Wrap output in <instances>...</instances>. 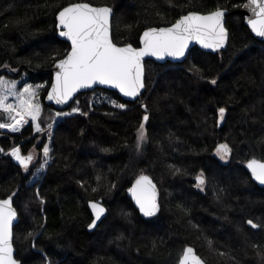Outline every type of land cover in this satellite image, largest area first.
Listing matches in <instances>:
<instances>
[{
	"label": "trees",
	"instance_id": "trees-1",
	"mask_svg": "<svg viewBox=\"0 0 264 264\" xmlns=\"http://www.w3.org/2000/svg\"><path fill=\"white\" fill-rule=\"evenodd\" d=\"M244 1L0 0V76L17 81V90L42 86V131L30 118L20 132L0 129V198L15 193L13 245L21 264H177L185 245L207 264H264V188L244 167L264 159V41L244 24ZM75 2L112 8V40L134 46L148 27L223 8L228 44L214 53L193 47L181 63L146 60L136 101L97 87L57 109L45 94L69 44L58 38L55 16ZM141 123L146 139L138 150ZM220 144L231 148L225 161L216 153ZM16 145L34 154L28 169L9 156ZM201 173L204 191L195 188ZM141 174L161 192L151 217L126 195ZM97 200L106 213L90 229L89 203Z\"/></svg>",
	"mask_w": 264,
	"mask_h": 264
},
{
	"label": "snow or ice",
	"instance_id": "snow-or-ice-1",
	"mask_svg": "<svg viewBox=\"0 0 264 264\" xmlns=\"http://www.w3.org/2000/svg\"><path fill=\"white\" fill-rule=\"evenodd\" d=\"M253 16L248 19V24L256 36L264 38V0H249ZM112 8L94 7L90 3H74L64 7L58 13L59 35L71 41V51L66 57L60 59L55 67V80L47 94L48 100L57 104H65L73 98L80 89L91 88L93 85H107L118 89L126 97H137L144 88L145 57H184L189 44L198 42L204 48L219 50L225 46L227 30L223 24L224 12L217 10L207 15L189 13L181 16L171 27L149 28L141 37L142 47L135 48L131 44L117 46L113 43L110 34V16ZM216 84V80L211 81ZM38 85L25 84L22 90H17V81L8 80L0 76V112L6 114L7 121L0 122V129H9L17 132L28 123L30 118L35 123V130L42 131L37 122L42 111L41 104L36 100ZM9 97L15 98V103H9ZM120 109L126 107L123 103L111 101ZM75 107L72 112H79ZM226 109H218L219 120L223 121ZM60 116L61 113H56ZM68 115V114H65ZM144 121L148 116L143 117ZM51 127V125H49ZM146 139L145 126L140 124L137 134L136 147L139 150ZM2 151V149H0ZM47 156L49 148L43 149ZM216 153L221 159H227L231 154L228 144H220ZM11 155L25 168L28 169L33 155H21L19 147L11 151ZM247 168L252 177L264 185V161L251 159ZM197 187L204 185L203 173L196 177ZM139 210L144 216H154L159 211L157 203V189L152 180L145 175L139 176L129 189ZM15 195V193H13ZM94 219L88 227H96L105 209L97 204H90ZM12 207V196L0 200V264H20L14 258L12 244V224L16 217ZM252 227H257L251 220L247 222ZM211 243V242H210ZM180 264H204V261L188 247L184 250Z\"/></svg>",
	"mask_w": 264,
	"mask_h": 264
},
{
	"label": "water",
	"instance_id": "water-1",
	"mask_svg": "<svg viewBox=\"0 0 264 264\" xmlns=\"http://www.w3.org/2000/svg\"><path fill=\"white\" fill-rule=\"evenodd\" d=\"M75 3H87V2H75ZM71 4H74V3H71ZM71 4H69V5H71ZM69 5H67V6H69ZM248 5H249V0H245V1L242 3V5H241V7H240V9H239L240 14H241L242 17H243V22H244V24L247 26L249 32L251 33V35H252L253 37H255L257 40L264 41V38L258 37V36L255 35V33L252 32V30H251V28H250V26H249V24H248V19H249V18H252V16H253L252 9H251V7H249ZM67 6H65V7H67ZM92 6H94V7H103V6H107V5H100V6L92 5ZM107 7H109V6H107ZM63 8H64V7H63ZM63 8H61L59 11H61ZM217 10H221V11L224 12V16H223V24H224L225 29L227 30V40H226L225 46H224L223 48L219 49V50H224V49L226 48L227 44H228V39H229V32H228V29L226 28V25H225V22H226V16H227V14H228V11H227L226 9L218 8V9H214V10H212V11L205 12V13H201V12H197V11H189V12H187L186 14H183V15H187V14H189V13H193V12H194V13H197V14H200V15H207V14L212 13V12H215V11H217ZM59 11L57 12V14H56V16H55V18H56V26L58 25V13H59ZM112 15H113V10H112V13H111V16H110V22H109V23H110V34H111V38H112V30H111V18H112ZM183 15H181V16H183ZM181 16H180V17H181ZM180 17H179V18H180ZM179 18H178V19H179ZM178 19H176V20H175L173 23H171L170 25H165V26H152V27H148V28L144 29V30L141 32L140 36H139V44H138V46H134V45H132V44H131V45H132L133 47H135V48L142 47L143 45H142V43H141V37L143 36V33H144L146 30H148L149 28L171 27V25L174 24ZM59 32H60V29L57 27V36H58V38H59V39H62V40H64V41H66V42L69 44V49H68V51L66 52V54H65L63 57L60 58V59H63V58L66 57L67 53L71 51V41L67 40L66 37H62V36H60V35H59ZM113 43H115V42L113 41ZM115 44H117V43H115ZM128 44H130V43H128ZM125 45H127V44H117V46H121V47H122V46H125ZM193 47H197L198 49H200V50H202V51H204V52H210V53H214V52H216V51H219V50H213V49L204 48V47H203L202 45H200L198 42L193 41V42H191V43L189 44V47H188V49L186 50V53H185V56H184V57H180V58L165 57V58L162 59V60H161V59H157L156 57H145L144 60H143V66H144V85H145V61H146V60H152V61L155 62V63H164V62H166V61H169V62H171V63H181V62L185 59V57L187 56V53L189 52V50H190L191 48H193ZM60 59L56 60V61L54 62V64H53V67H52V80H51L50 86H49V88H48V90H47V92H46V94H45V101H46L48 104L52 105L53 107H55V108H57V109L65 108V107H66V106H67V105H68V104H69V103H70V102H71V101L77 96L78 93H82V92H85V91H90V90H92V89H94V88H97V87H99V88H105V89H108V90L115 91L118 95H120L122 98H124L125 100H128V101H136L137 98H138L140 95H142L143 92H144L145 86H144L143 89H141V92H140V94H139L137 97L132 98V97H126V96H124L122 93L119 92L118 89L112 88V87H110V86H107V85H93L91 88L80 89L76 94H74L73 98L70 99L67 103H65V104H57L54 100H48V99H47V94H48V92L51 90L52 83H53L54 80H55V72L57 71L55 65H56V63H57ZM15 147H19V148H20L19 145H16V146H14L13 148H15ZM13 148H11V149L9 150V156H10L11 159L15 162L16 165H18V166H20V167H23V166H22V165H21V164H20V163H19V162H18V161L12 156V155H11V151H12ZM29 154H30V153H27V154H22V153H21V155H24V156H27V155H29ZM253 159H256V158H253ZM249 160H251V159H249ZM249 160H247V161L245 162V164H244V167H245L247 173L249 174V176L251 177V179H252L253 182H255L258 186L264 188V185H261L258 181H256V180L252 177L251 171L247 168V162H248ZM257 160H262V161H264V159H257ZM30 164H31V162H30ZM30 164H29V165H30ZM141 175L148 176V177L152 180V182L156 185V189H157V203H158V205H159V209H160V195H161V192H160L159 187L157 186V184L153 181V179H152L149 175H147V174H141ZM141 175H140V176H141ZM137 178H139V176H138ZM137 178H136V179H137ZM136 179H135V180L132 182V184L127 188V190H126V195H127V197L131 200L133 206H134L135 209L139 212V214H140L142 217H147V216H144L143 213L139 210V206L136 204L134 198L132 197V194L129 192V189L133 186V184L135 183ZM195 181L197 182L196 177H195ZM9 196H12V207L15 209L16 214H17L16 217H15V219L13 220V224H12V244H13V228H14L15 224H16L17 221H18V211H17V209H16V207L14 206V203H13V197H14V195H13V193H12V194H10V195L4 197V198H0V200H2V199H7ZM91 203H97V204L101 205V206L105 209V213H106V208H105V206L102 204V201H101V200L92 201V202L89 203V209H90V211H91V214H92L93 219H94L95 217H94V212H93V210H92V208H91V206H90ZM105 213L102 215V217L105 215ZM102 217H101V218H102ZM97 222H98V221H97ZM188 247L193 248L194 251H195V253H196V254H197V255L203 260V258H202V257L196 252V250H195V248H194L193 246H191V245H185L184 248H183V251H182V253H181V255H180V257H179V259H178V261H177V264H180V261H181L182 256H183V252H184V250H185L186 248H188ZM13 250H14V253H13V254H14V258H15L16 260H18V261L20 262V264H21V261H20L19 259H17L16 256H15V248H14V245H13ZM203 261H204V260H203ZM204 264H207V263L204 261Z\"/></svg>",
	"mask_w": 264,
	"mask_h": 264
},
{
	"label": "rangeland",
	"instance_id": "rangeland-1",
	"mask_svg": "<svg viewBox=\"0 0 264 264\" xmlns=\"http://www.w3.org/2000/svg\"><path fill=\"white\" fill-rule=\"evenodd\" d=\"M3 118H4V120L2 121V122H10V121H7V117H6V114H4L3 113ZM4 130H6V129H4ZM8 132H12L11 130H7ZM32 153V152H31ZM27 154V153H26ZM33 159H34V154H33ZM222 161H225L226 159H221ZM33 161V160H32ZM31 161V162H32ZM196 182V181H195ZM205 186H206V182L204 183V185L203 186H201V187H197V182H196V184H195V188L197 189V190H199V191H204L205 190Z\"/></svg>",
	"mask_w": 264,
	"mask_h": 264
},
{
	"label": "built area",
	"instance_id": "built-area-1",
	"mask_svg": "<svg viewBox=\"0 0 264 264\" xmlns=\"http://www.w3.org/2000/svg\"><path fill=\"white\" fill-rule=\"evenodd\" d=\"M6 130H9V129H6Z\"/></svg>",
	"mask_w": 264,
	"mask_h": 264
}]
</instances>
